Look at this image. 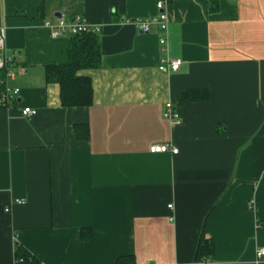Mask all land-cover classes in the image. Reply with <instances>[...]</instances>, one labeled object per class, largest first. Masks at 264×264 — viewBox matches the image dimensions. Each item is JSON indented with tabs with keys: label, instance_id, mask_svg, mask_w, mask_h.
<instances>
[{
	"label": "crops",
	"instance_id": "0c3cea01",
	"mask_svg": "<svg viewBox=\"0 0 264 264\" xmlns=\"http://www.w3.org/2000/svg\"><path fill=\"white\" fill-rule=\"evenodd\" d=\"M158 1L0 0V57L14 59L0 107V264H16L15 240L40 264H264V0L171 3L166 46L156 27L124 23L154 17ZM78 17L100 27L102 65L79 73L92 105L64 109L45 70L68 62L70 39L45 23ZM161 60L182 64L162 73ZM189 91L207 100L181 103ZM167 103L180 124L164 119ZM159 144L178 153L152 154ZM201 235L215 253L195 262Z\"/></svg>",
	"mask_w": 264,
	"mask_h": 264
},
{
	"label": "trees",
	"instance_id": "16d2710c",
	"mask_svg": "<svg viewBox=\"0 0 264 264\" xmlns=\"http://www.w3.org/2000/svg\"><path fill=\"white\" fill-rule=\"evenodd\" d=\"M69 39L68 62L64 65L48 66L45 70V80L48 84L59 85L61 105L64 109L90 107L94 97L92 79L88 76H79V73L83 70H98L101 67L99 35L82 33V35L70 36ZM5 71H0V98L5 92V82H3ZM207 95L206 92L189 91L180 97V102L206 101ZM75 133L79 140L88 139L87 126L75 127ZM196 251L195 262L211 260L215 253L213 241L201 235ZM14 257L16 264H40L39 260L17 240H15ZM118 264H135V261L132 257L120 258Z\"/></svg>",
	"mask_w": 264,
	"mask_h": 264
},
{
	"label": "built area",
	"instance_id": "2783aa9c",
	"mask_svg": "<svg viewBox=\"0 0 264 264\" xmlns=\"http://www.w3.org/2000/svg\"><path fill=\"white\" fill-rule=\"evenodd\" d=\"M179 0H161L157 2V10L158 13L154 15V17H143L140 19H125L124 23L134 26L139 33L143 34H153V28H157L160 32L164 33V37L159 40L160 46H166L167 44V35H168V24L169 18L165 12V8L171 4L178 2ZM45 27L49 29L52 38L58 39L63 37H70L76 35H82V33H92L96 34L100 31V27L91 26L87 20L83 17L81 18H73L72 20H63L62 18H55L52 21H48L45 23ZM5 35L6 28L0 27V51L4 50L5 47ZM13 57L2 56L0 57V71L7 70L13 63ZM182 62L179 60H161L159 65V70L162 73H174L177 72L181 66ZM14 73H10L6 77V82L13 80L15 78ZM14 95L19 93V90H12ZM12 96L10 95V90H7L2 94L0 98V107L8 106L9 102H11ZM22 116L32 117L37 114L35 110L30 108L23 109ZM163 117L165 120L170 122H174L176 124H180L181 118L180 114L176 108V106L172 103L165 104V110L163 113ZM152 154L159 153H171L177 154L178 149L172 148L166 144H159L155 146H151L149 148ZM21 203V202H19ZM256 257L258 260H264V248L260 249Z\"/></svg>",
	"mask_w": 264,
	"mask_h": 264
}]
</instances>
